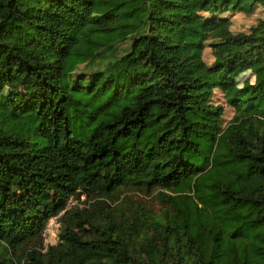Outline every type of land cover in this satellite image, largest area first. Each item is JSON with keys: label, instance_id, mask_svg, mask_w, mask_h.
I'll use <instances>...</instances> for the list:
<instances>
[{"label": "trees", "instance_id": "trees-1", "mask_svg": "<svg viewBox=\"0 0 264 264\" xmlns=\"http://www.w3.org/2000/svg\"><path fill=\"white\" fill-rule=\"evenodd\" d=\"M256 7L0 0V264H264V76L228 99L225 126L212 100L264 69V16L233 32L220 15ZM80 64L97 67L74 79ZM132 186L179 195L121 219L101 198Z\"/></svg>", "mask_w": 264, "mask_h": 264}, {"label": "rangeland", "instance_id": "rangeland-1", "mask_svg": "<svg viewBox=\"0 0 264 264\" xmlns=\"http://www.w3.org/2000/svg\"><path fill=\"white\" fill-rule=\"evenodd\" d=\"M207 12H200V16H208ZM221 16H226L230 20V29L233 32L240 31H248L249 28L257 22V20L264 16V9L262 7H256L252 13H240V12H231L226 11L220 14ZM127 46V43H123L119 50H122ZM186 54L192 52H198L202 55L203 60L207 64H211L213 61V57L211 54V49L208 46V42L203 49H198L195 47L194 43L191 39H187L186 47L184 49ZM97 65H84L80 64L76 70L72 72V77L76 79L81 74H87L95 69ZM253 71V72H252ZM264 76V69L256 70H246L244 72H240L233 76V79L236 82V85L233 89L229 90L226 95H224L220 90L214 89L212 94V100L216 104H222L224 107L223 115H222V125L225 126L226 123L233 117L234 111L233 108L228 104V99L232 98L234 94H236V90L247 83H254L257 80H260L261 77ZM264 103V102H263ZM264 105V104H261ZM14 126V123L11 124ZM161 193H167L171 195H179V193H174L168 190L162 189H146L140 186H132L131 188H121L116 191L114 194L109 196L108 198H101L102 201L107 203L110 208H115L119 210L117 215L122 219L133 218L137 214H142L144 212H148L149 214L154 213L156 216L161 217L163 205L167 203L163 200ZM190 192L189 194H192ZM88 202L86 201L85 195L81 194L79 196H73L69 198L68 205L69 206H78L84 207L87 206ZM54 226V223L51 224ZM54 233L49 234L43 238V245L48 246L50 244H55L58 240L55 229H53ZM55 234V235H54Z\"/></svg>", "mask_w": 264, "mask_h": 264}, {"label": "built area", "instance_id": "built-area-1", "mask_svg": "<svg viewBox=\"0 0 264 264\" xmlns=\"http://www.w3.org/2000/svg\"><path fill=\"white\" fill-rule=\"evenodd\" d=\"M68 207H69V205H68V203H67L66 208H68ZM62 212H63V210L60 211L57 215L51 217V218L48 220V222H47V224H46L44 230L42 231V237H45V236H47V235H49V234H51V233L53 234V233H54L53 229H55V234H56V232H58L59 224H60L58 218L60 217V215L62 214ZM52 223H54L55 228H54L53 226H51ZM55 234H54V235H55ZM45 247H46V246H45Z\"/></svg>", "mask_w": 264, "mask_h": 264}]
</instances>
